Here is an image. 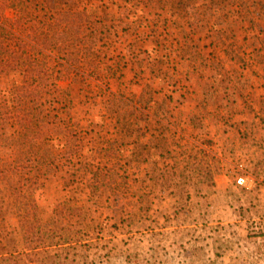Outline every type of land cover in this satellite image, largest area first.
I'll return each mask as SVG.
<instances>
[{"label":"rangeland","instance_id":"obj_1","mask_svg":"<svg viewBox=\"0 0 264 264\" xmlns=\"http://www.w3.org/2000/svg\"><path fill=\"white\" fill-rule=\"evenodd\" d=\"M77 1L63 19L60 0H49L58 24L41 47L59 44L78 68L68 38L80 18L101 23L108 14L109 56L125 67L115 95L94 97L95 83L84 90L62 83L75 102L84 154L96 146L94 165L109 174L97 205L62 173L42 179L35 193L43 223L76 194L88 213L74 219L70 237L92 246L69 248L70 264H264V0ZM20 81L0 75V91ZM130 106L151 122L128 119ZM108 141L110 160L101 152ZM47 144L61 145L55 136ZM11 160L0 157V197H9ZM19 219L6 201L0 253L9 261L24 253ZM56 241L69 247L66 238Z\"/></svg>","mask_w":264,"mask_h":264},{"label":"trees","instance_id":"obj_2","mask_svg":"<svg viewBox=\"0 0 264 264\" xmlns=\"http://www.w3.org/2000/svg\"><path fill=\"white\" fill-rule=\"evenodd\" d=\"M48 2L0 0V75L15 74L21 79L5 93L0 91V157L12 158L13 173L9 197H0V219L6 201L17 205L25 247L23 256L15 261L12 255L9 261L8 255L0 253V264H70L69 248L84 246L90 251L91 244L81 240L74 243L70 237L74 219L84 221L88 214L84 205H80L77 194L59 202L47 223H43L39 216L34 196L42 179L62 173L70 185L85 186V195L97 205L96 198L109 178L105 166L94 165L96 146L89 156L84 154L87 142L81 122L72 116L75 102L70 90L62 86L63 82L73 83L84 90L91 89V84L95 83L97 92L92 91L94 97L115 95L112 87L121 85L125 63L113 52L109 56L112 42L105 31L109 15L101 17V23L88 16L78 18L80 27H77L76 35L67 40L81 62L76 68L66 62V54L59 44L52 43L49 50L41 47L43 36L58 24ZM77 2L60 0L63 19L69 18L70 9ZM8 10L14 12L11 17ZM73 13L75 17L81 15V12ZM128 119L138 123L150 122L147 113L137 111L133 106L128 110ZM38 129H42V133ZM52 136L60 139L61 145L56 151L47 144ZM106 145L109 147L101 152L105 156L108 154L106 158L110 160L116 153L109 141ZM87 179L94 180L97 187L90 188ZM75 189L78 191L79 187ZM59 219L65 220L66 224L53 227ZM56 232H60L59 235ZM57 237L70 241L69 247L58 243Z\"/></svg>","mask_w":264,"mask_h":264},{"label":"built area","instance_id":"obj_3","mask_svg":"<svg viewBox=\"0 0 264 264\" xmlns=\"http://www.w3.org/2000/svg\"><path fill=\"white\" fill-rule=\"evenodd\" d=\"M238 184L241 185V186H246L247 181H246L245 178H240V179L238 180Z\"/></svg>","mask_w":264,"mask_h":264},{"label":"crops","instance_id":"obj_4","mask_svg":"<svg viewBox=\"0 0 264 264\" xmlns=\"http://www.w3.org/2000/svg\"><path fill=\"white\" fill-rule=\"evenodd\" d=\"M151 114V113H150ZM150 122H151V115H150ZM158 122H160V121H158ZM159 157H161V155H159Z\"/></svg>","mask_w":264,"mask_h":264}]
</instances>
